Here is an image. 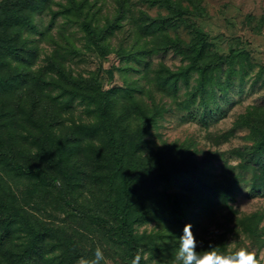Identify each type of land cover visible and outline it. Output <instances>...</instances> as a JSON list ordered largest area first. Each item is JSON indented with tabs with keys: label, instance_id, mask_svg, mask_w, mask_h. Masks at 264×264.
<instances>
[{
	"label": "trees",
	"instance_id": "1",
	"mask_svg": "<svg viewBox=\"0 0 264 264\" xmlns=\"http://www.w3.org/2000/svg\"><path fill=\"white\" fill-rule=\"evenodd\" d=\"M99 1L65 0L58 2L60 8L54 10V0H0V264H54L55 260L57 264H76L81 257L93 256L76 240L60 236L61 241L52 242L51 246L53 251L60 247V253L53 259L46 258L49 250L45 246H50L47 240L56 230L27 208L35 186L45 189L41 198L63 196L64 204L72 206L79 204V192L90 188L92 179L103 181L104 188L100 194H93L82 217H89L101 239L123 248L127 264L137 252L144 257L141 264H149L144 254L153 236L139 233L136 225L157 217L175 229L179 238L187 223L193 229L202 217L209 216L213 206L228 203L233 195L236 186L232 182L222 183L210 177L207 160L213 157L211 153L199 160L198 149L191 143H156L149 135L153 134L157 113L147 116L146 108L133 99L132 113L120 114L115 89H105L95 73L76 76L67 66L66 57L78 50L65 32L61 34L66 44L55 40L58 48L46 56L44 65L37 64L39 45L26 32L39 29L37 13L48 9L53 19L62 15L79 25L88 49L99 51L102 56L112 51L109 39L127 18L131 2L116 0L115 16L102 23ZM151 2L169 13L147 19L148 27L156 25L164 31L195 27L186 16L190 10L181 2ZM196 32L190 43L178 36L168 37L154 48L173 47L189 61L176 72L165 70L163 81H172L177 89L183 80L189 88L195 73V84L187 91L184 105L197 104L201 120L206 123L221 109L220 95L229 93L234 76L240 75L245 81L246 57L234 55L228 60L208 42L204 32ZM146 45L145 54L155 51L149 43ZM140 51L132 48L118 53L123 60L139 62ZM237 63L240 69L236 68ZM134 90L136 85H129L128 95L133 96ZM76 102L85 105V119L75 116ZM258 112L253 108L238 120L250 128L253 140L240 155L242 171L252 170L260 175L253 177L251 190L263 191L264 116L259 117ZM131 118L139 120L136 127L127 123ZM176 182L179 189L175 192L165 189V185ZM260 220L256 212L238 215L237 219L229 214L223 235L226 238L229 232L240 228L264 246ZM233 221L236 227L231 226ZM218 246L228 249L227 242Z\"/></svg>",
	"mask_w": 264,
	"mask_h": 264
},
{
	"label": "rangeland",
	"instance_id": "2",
	"mask_svg": "<svg viewBox=\"0 0 264 264\" xmlns=\"http://www.w3.org/2000/svg\"><path fill=\"white\" fill-rule=\"evenodd\" d=\"M60 1L65 3V0H54V10L60 8ZM151 1L130 0L131 11L122 20L121 27L111 35L109 45L112 51L105 56L100 55L99 51L87 48L85 33L76 23L68 21L62 15L53 19L50 9L38 12L36 23L39 29H28L26 32L39 45L37 64L44 65L46 56L58 48L55 40L66 44L61 34L65 32L78 50L66 57L67 66L76 76L79 73L84 76L96 74L105 89H115L116 102L120 99L116 104L117 112L132 113L135 105L133 99H136L134 103H141L146 108L147 116L157 113L153 134L149 138L158 144L163 141L191 143L198 149L196 158L199 160L211 153L213 157L207 160L210 177L222 183L232 182L236 187L228 203L213 206L209 216L202 217L192 229L196 239L203 248H207L209 243L220 245L227 242L228 250L247 245L264 255V246H260L258 239L249 238L240 228L229 232L226 238L223 235L227 215L237 219L238 215L256 212L261 218L259 232L264 240V190H251L253 177L260 175H255L252 170L243 172L241 166L243 157L240 154L253 144L251 130L238 123L240 117L253 108L259 111V117L264 116V0H176L190 10L186 16L195 27L181 26L179 29L165 31L155 27L156 25L148 27L147 19L152 20L169 13L168 9L154 5ZM98 6L103 9L102 23L106 18L115 16L116 0H100ZM196 29L204 32L208 42L227 56L228 60L234 55L246 57L245 81H241L240 75L234 76L229 93L220 95L221 109L215 111L206 123L201 120V108L197 104L191 107L184 105L187 91L195 84V73L190 78L189 88L183 80H180L177 89L172 81H163L167 69L176 72L189 61L176 53L173 47L167 46L158 50V47L154 48L163 44L168 37L178 36L184 42L190 43L197 36ZM146 43L155 51L145 54ZM132 48L142 50L139 62L128 58L123 60L118 53L122 49L128 51ZM239 65L237 63V69H240ZM147 72L149 78H146ZM222 76L225 78L224 74ZM131 84L137 87L133 96L127 93ZM57 92L56 90L54 94ZM74 107L75 116L85 119L88 115L84 113L85 105L76 102ZM127 123L132 128L139 124V120L131 118ZM104 186L103 181L92 179L90 188L86 187L79 192L82 197L79 204L72 206L64 204L63 196H52L46 200L41 198L46 194L45 189L36 186L35 190L31 189L30 206L27 208L36 212L41 221L46 222V226H53L56 230L47 240L50 246H45L49 250L47 259H53L60 253V247L59 250L55 247L53 251L51 246L55 241L58 244L61 241L59 237L63 236L76 240L80 247H85L92 255L100 247L107 264H127L122 253L123 248L101 239L102 236L96 231L97 227L91 224L89 217H82V213L86 212L84 207L91 204L88 203L90 198L95 193L100 194ZM164 187L169 192L179 189L177 182ZM55 190L57 193L58 190ZM150 220L141 226L136 225L139 233L146 232L153 236L149 240L150 245L145 247L148 250L144 255L149 264H179L175 259L179 247L178 232L157 217H151ZM234 225L236 227L235 221L231 222V226ZM64 262L67 264V261ZM54 264H57V260Z\"/></svg>",
	"mask_w": 264,
	"mask_h": 264
},
{
	"label": "clouds",
	"instance_id": "3",
	"mask_svg": "<svg viewBox=\"0 0 264 264\" xmlns=\"http://www.w3.org/2000/svg\"><path fill=\"white\" fill-rule=\"evenodd\" d=\"M141 252H137L131 264H141ZM179 264H264V255L250 246H241L234 250H222L217 244L209 243L207 248L201 247L193 231L191 223L184 226L179 237V247L175 257ZM78 264H107L104 252L100 247L95 249L91 258H81Z\"/></svg>",
	"mask_w": 264,
	"mask_h": 264
}]
</instances>
